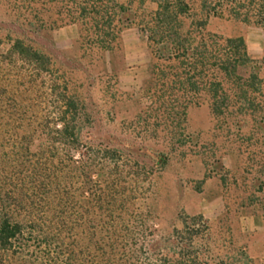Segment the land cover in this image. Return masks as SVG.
Segmentation results:
<instances>
[{
	"label": "trees",
	"instance_id": "obj_1",
	"mask_svg": "<svg viewBox=\"0 0 264 264\" xmlns=\"http://www.w3.org/2000/svg\"><path fill=\"white\" fill-rule=\"evenodd\" d=\"M36 1L19 0L7 40L0 39V126L2 136L10 133L0 146V264H257L245 249L234 254L200 214L180 217L168 232L154 228L142 211L144 181L150 185L167 165L166 152L102 132L90 90L93 56L120 49L121 33L137 27L150 58L144 118L155 125L147 130H172L201 101L241 127L242 115L257 112V64L243 37L207 26L227 20L264 28V0H148L154 9L145 16L134 0H41L45 10H60L58 20L25 21ZM58 25L78 27L79 47L69 57L53 44L49 53L35 46ZM254 201L239 209L254 215Z\"/></svg>",
	"mask_w": 264,
	"mask_h": 264
},
{
	"label": "rangeland",
	"instance_id": "obj_2",
	"mask_svg": "<svg viewBox=\"0 0 264 264\" xmlns=\"http://www.w3.org/2000/svg\"><path fill=\"white\" fill-rule=\"evenodd\" d=\"M36 2L35 13L26 14L25 21L58 20L61 16L59 9L48 11L43 1ZM15 6L19 9V0H0V39L4 41L16 21L15 15L20 13ZM132 8L139 16H145L154 6L148 0H134ZM68 26L76 27L77 40L69 52L63 53L56 47L53 35ZM207 31L225 38L243 37L248 56L257 64L262 81L255 97L257 112L254 116L242 115L241 127H234L232 119L214 117L207 101H201L199 105L190 106L182 122L175 124L172 130L165 131L162 126L147 130L149 124L155 125L154 121L147 122L144 118L150 104V58L146 41L137 27L121 33L120 49L93 56L90 63L94 82L90 96L99 107L102 132L130 137L144 149L166 152L167 165L154 174L150 185L144 181L142 211L144 216L153 217L154 228L168 232L173 226L180 227V217L200 214L209 221L220 241L229 249L228 243L233 244L234 254L239 255L245 249L246 258L264 264V185L262 191H258L259 183H264V28L212 20ZM51 44L64 56H71L79 47L78 27L58 25L43 33L35 46L49 53ZM87 112L92 116L96 114L92 109ZM4 129L0 126V146L10 135L6 132V136H2ZM3 153L0 148V155ZM150 164L144 159V166ZM234 177L241 180L239 187L234 186ZM251 196L257 208L254 215L251 209H239ZM226 212H229L227 217ZM131 228L136 230L137 225L132 224ZM132 264L144 263L134 259Z\"/></svg>",
	"mask_w": 264,
	"mask_h": 264
},
{
	"label": "crops",
	"instance_id": "obj_3",
	"mask_svg": "<svg viewBox=\"0 0 264 264\" xmlns=\"http://www.w3.org/2000/svg\"><path fill=\"white\" fill-rule=\"evenodd\" d=\"M53 40L56 47L62 50L63 53L69 52L74 47L77 40L76 27L68 26L63 28L61 32H54Z\"/></svg>",
	"mask_w": 264,
	"mask_h": 264
}]
</instances>
